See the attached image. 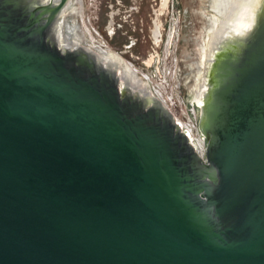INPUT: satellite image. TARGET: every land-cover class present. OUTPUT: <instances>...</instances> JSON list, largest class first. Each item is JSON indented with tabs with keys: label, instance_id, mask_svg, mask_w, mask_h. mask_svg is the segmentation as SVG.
Returning <instances> with one entry per match:
<instances>
[{
	"label": "water",
	"instance_id": "obj_1",
	"mask_svg": "<svg viewBox=\"0 0 264 264\" xmlns=\"http://www.w3.org/2000/svg\"><path fill=\"white\" fill-rule=\"evenodd\" d=\"M165 102L82 0H0V264H264V0H175Z\"/></svg>",
	"mask_w": 264,
	"mask_h": 264
},
{
	"label": "rangeland",
	"instance_id": "obj_2",
	"mask_svg": "<svg viewBox=\"0 0 264 264\" xmlns=\"http://www.w3.org/2000/svg\"><path fill=\"white\" fill-rule=\"evenodd\" d=\"M82 6L91 29L116 57L150 78L154 86L165 74L161 92L167 99L177 34L175 0H82Z\"/></svg>",
	"mask_w": 264,
	"mask_h": 264
},
{
	"label": "bare ground",
	"instance_id": "obj_3",
	"mask_svg": "<svg viewBox=\"0 0 264 264\" xmlns=\"http://www.w3.org/2000/svg\"><path fill=\"white\" fill-rule=\"evenodd\" d=\"M169 2V1H168ZM174 27V26H173ZM172 27V28H173ZM172 32H173V30H172ZM170 40H171V36L169 37V41L168 42H170ZM118 58V57H117ZM119 59V58H118ZM165 60V59H164ZM121 61V60H120ZM121 62H123V61H121ZM124 63V62H123ZM129 65V64H128ZM161 71V70H160ZM163 71V70H162ZM161 71V72H162ZM171 72V71H170ZM142 73V72H141ZM146 74V73H145ZM171 74V73H170ZM149 75V74H148ZM156 76V75H155ZM149 81H150V78H148V77H146ZM159 79H163V80H166L165 79V74L163 73V75H162V77L160 76V78ZM163 80H159L160 81V83L158 84V87L155 85V87L157 88V90L159 91V93H160V95L162 96V98H163V100L166 102L167 101V99H165L164 97H163V95H162V92H161V90L163 91V89H164V81ZM154 84H156V83H154ZM167 93V92H166Z\"/></svg>",
	"mask_w": 264,
	"mask_h": 264
},
{
	"label": "flooded vegetation",
	"instance_id": "obj_4",
	"mask_svg": "<svg viewBox=\"0 0 264 264\" xmlns=\"http://www.w3.org/2000/svg\"><path fill=\"white\" fill-rule=\"evenodd\" d=\"M153 39L155 41V43L157 44L159 42V39H160V33H159V30H156L153 32ZM118 55V54H117ZM121 60V59H119ZM123 61V60H121ZM129 64V63H128ZM130 65V64H129Z\"/></svg>",
	"mask_w": 264,
	"mask_h": 264
}]
</instances>
